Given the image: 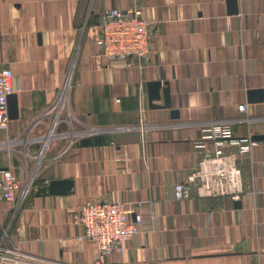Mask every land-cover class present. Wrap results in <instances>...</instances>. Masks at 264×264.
<instances>
[{
    "label": "crops",
    "instance_id": "0c3cea01",
    "mask_svg": "<svg viewBox=\"0 0 264 264\" xmlns=\"http://www.w3.org/2000/svg\"><path fill=\"white\" fill-rule=\"evenodd\" d=\"M135 6L152 22L148 53L130 64L105 57L95 42L102 13ZM234 8L232 0H0V67L20 88L18 116L0 130V168L18 181L14 200L0 201L3 246L93 264L97 247L72 215L86 201L121 200L142 223L105 264H264V139L233 163L230 194L191 179L213 163V140L194 146L206 126L234 121L236 137L264 134V101L247 95L264 89V0ZM150 81L168 83L170 108L150 107ZM92 137L103 141L80 144ZM64 179L66 193H37ZM177 182L188 198L175 199Z\"/></svg>",
    "mask_w": 264,
    "mask_h": 264
},
{
    "label": "built area",
    "instance_id": "2783aa9c",
    "mask_svg": "<svg viewBox=\"0 0 264 264\" xmlns=\"http://www.w3.org/2000/svg\"><path fill=\"white\" fill-rule=\"evenodd\" d=\"M99 35L96 45L108 58L119 59L130 64L132 59L146 56L149 50L152 22L143 18L136 6L129 10L119 8L106 9L101 15ZM20 90L15 84L11 68L0 67V130L7 131L9 114L7 97ZM239 112H246V105L237 106ZM70 121V120H68ZM234 121L214 122L204 128L202 139L196 141V148L207 147L205 140H213V160L210 168H201L191 176L198 178L202 184L212 188L216 195L230 194V183L239 169L233 163L242 155L251 153L257 141L250 134L234 136ZM147 125L140 123L139 129ZM54 131V129H52ZM55 135V132H52ZM76 133L74 135H78ZM233 147V151L226 148ZM42 151L39 150V154ZM18 181L8 167L0 168V201H13ZM26 189L22 194L25 195ZM189 189L184 183L174 185V197L177 200L189 197ZM134 213V218L129 219ZM72 221L82 227V235L91 240L97 247L93 264H105L112 252L123 253L125 243L139 231L142 218L135 214L128 202L121 200L86 201L72 215ZM0 264H70L50 260L23 252L18 247H7L0 243Z\"/></svg>",
    "mask_w": 264,
    "mask_h": 264
},
{
    "label": "water",
    "instance_id": "95a60500",
    "mask_svg": "<svg viewBox=\"0 0 264 264\" xmlns=\"http://www.w3.org/2000/svg\"><path fill=\"white\" fill-rule=\"evenodd\" d=\"M232 7L234 8V0H232ZM248 102H263L264 101V89H250L247 91ZM147 96L148 102L151 108L164 109L170 108V89L167 82L161 81H150L147 83ZM163 98L162 104H156L153 101H158ZM8 114L10 119H14L18 116L17 97L15 93L8 95L7 97ZM172 117H178L176 110H170ZM254 140L264 139V134H255L252 136ZM71 181L68 179L64 180H51L47 185L38 188V194L51 193V194H64L70 190ZM236 205H239V201H235Z\"/></svg>",
    "mask_w": 264,
    "mask_h": 264
},
{
    "label": "trees",
    "instance_id": "16d2710c",
    "mask_svg": "<svg viewBox=\"0 0 264 264\" xmlns=\"http://www.w3.org/2000/svg\"><path fill=\"white\" fill-rule=\"evenodd\" d=\"M103 141V139L102 138H100V137H92V138H86V139H84V140H82V141H80V144H87V143H93V142H102Z\"/></svg>",
    "mask_w": 264,
    "mask_h": 264
}]
</instances>
